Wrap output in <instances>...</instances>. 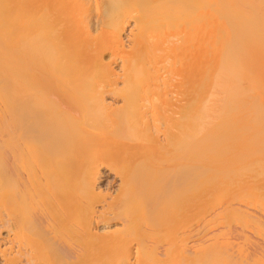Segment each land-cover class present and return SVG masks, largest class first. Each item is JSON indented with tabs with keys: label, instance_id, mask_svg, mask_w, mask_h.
Instances as JSON below:
<instances>
[{
	"label": "bare ground",
	"instance_id": "6f19581e",
	"mask_svg": "<svg viewBox=\"0 0 264 264\" xmlns=\"http://www.w3.org/2000/svg\"><path fill=\"white\" fill-rule=\"evenodd\" d=\"M227 218L264 230V0H0L3 264L204 257Z\"/></svg>",
	"mask_w": 264,
	"mask_h": 264
},
{
	"label": "rangeland",
	"instance_id": "374dc122",
	"mask_svg": "<svg viewBox=\"0 0 264 264\" xmlns=\"http://www.w3.org/2000/svg\"><path fill=\"white\" fill-rule=\"evenodd\" d=\"M16 1V0H15ZM13 2V1H12ZM129 28H131V27H127L126 28V30L124 31V36L123 37H125L124 38V40H126L127 39V37H126V35H128L129 33ZM126 34V35H125ZM127 42V41H126ZM126 49H127V47H126ZM107 54V53H106ZM107 55H106V60H107ZM119 60V59H118ZM121 61L119 60L118 62L116 61V63H114L113 65L114 66H116L117 68V70L116 71H118V69H119V65L117 64V63H119V64H121L120 63ZM113 66V67H114ZM169 84H170V82H169ZM172 85H169V86H167V87H170V88H173V87H171ZM170 88H168V90L170 89ZM172 90H174V89H171L170 91H172ZM177 90V89H176ZM173 92V91H172ZM175 92V91H174ZM177 93H178V91H177ZM180 93V92H179ZM172 93L170 92V95H171ZM174 94V97H172V99L173 98H175L176 97V92L175 93H173ZM173 94L171 95V96H173ZM179 95V94H178ZM170 96V97H171ZM178 97V96H177ZM171 99V100H172ZM176 100V99H175ZM175 100L173 99L172 101L173 102H175ZM176 104H177V101H176ZM172 112V111H171ZM104 163H102V165H99V167H100V180H99V185H100V188H101V190L103 191H100V192H102V193H104V194H107L108 196H110V194H113L114 195V189L115 188H117V185H118V176H116V174H115V176H114V173L116 172H114V169H112V167H108L107 168V166H105L106 165V163H105V165H103ZM108 165V164H107ZM109 169H112L111 171L109 170ZM105 187H106V189H105ZM104 188V189H103ZM218 188V187H217ZM216 189V188H215ZM116 190V189H115ZM109 191V192H108ZM98 192H99V189H98ZM106 192H108V193H106ZM175 196V195H174ZM172 197V195H171V201L169 202V199H168V205H167V208L169 207L170 209V214L172 215V214H174V207H175V205H176V207H179L180 205H179V203H178V201H179V199L178 198H176V197ZM223 196V195H222ZM218 196V198H217V196H216V198H215V194L213 195V196H207V195H205V196H203V197H201V200H200V202H199V204H202V205H200V207L202 208V207H204V209L203 210H205V208L207 209L208 208V206H210V205H212L213 204V206H217V207H221V205L225 208V205H227L228 204V206H231L233 203L232 202H235V204L234 205H232V206H242L241 207V209H240V206L238 207L240 210H242V208L244 209V208H246V206H248V205H250V204H253V203H250L249 201H254L253 200V198H252V196H250V195H244L243 197L242 196H240V195H238V196H234V195H231L230 197L228 196H226L229 200H225V197L223 196ZM234 196V197H233ZM247 196V197H246ZM250 196V197H249ZM222 197V198H221ZM237 197V198H236ZM241 197L244 199H242L243 201H245V203L243 202V201H241ZM101 197H99V199H100ZM103 198V197H102ZM226 198V199H227ZM251 198V199H250ZM99 199H98V201H99ZM174 199V200H173ZM178 199V200H177ZM231 199H232V201H231ZM249 199V200H248ZM102 200V199H101ZM99 201L100 203H98V206H100L101 204H102V201ZM225 200V201H224ZM209 201H213V203L211 204V202L209 203ZM217 201V202H216ZM223 201V203L221 204V202ZM228 201H229V203H228ZM241 201V202H240ZM176 202L178 203V205L176 204ZM182 202H184V201H182ZM189 202H190V204H189ZM188 203L187 202H185L184 204H182V205H184L183 206V208L186 206V208L187 207H189V209L187 210V209H185V210H187V211H189L190 210V212H189V214H191V213H193L194 211L193 210H195L194 209V207H196V205H195V203H196V201H189ZM191 202H192V205H191ZM207 202V203H206ZM218 202H220V203H218ZM227 202V203H226ZM170 203L173 205V208L170 206ZM194 203V204H193ZM237 203V204H236ZM240 203V204H239ZM249 203V204H248ZM100 204V205H99ZM220 204V205H219ZM245 204V205H244ZM195 205V206H194ZM199 206V205H198ZM198 206L196 207V210H199L200 209V207L198 208ZM252 206H255V205H252ZM191 207V208H190ZM193 207V208H192ZM212 206H210V208H211ZM198 208V209H197ZM218 208V209H219ZM230 208H234V209H237V208H235V207H230ZM209 209V208H208ZM207 209V210H208ZM221 209H222V207H221ZM246 209H248V207L246 208ZM220 210V209H219ZM176 212L178 211V210H175ZM178 213V212H177ZM169 214V215H170ZM195 214V213H194ZM178 215V214H177ZM192 215V214H191ZM174 216H176V215H174ZM169 217H171V216H169ZM227 220V221H226ZM244 220V219H243ZM145 221V219H143L141 222H144ZM249 221V220H248ZM248 221L246 220V221H242V219L240 220L239 218L237 219V218H232V219H229V218H227V219H225V222H224V220H222L221 222L220 221H218L219 223L217 224V225H215V230H216V228H217V231H219L221 234H224V238H227V239H224L223 237H222V241H221V239H220V242L219 243H217L216 244V246H215V248H212L213 250L211 251H208V254L207 253H203V254H205L204 255V257H203V255H202V253L200 254L201 255V257L200 256H195L194 257V259H193V257L192 258H186L185 257V260L184 259H182V256H181V258H180V256H179V258L176 256V254L174 255H171V258H170V260L171 261H169V259H167L168 261L167 262H165V263H162V264H263V262H264V259H261L259 256V258L261 259V260H263V261H260V259L256 256H254L256 259H254L253 258V256H252V253H251V249H252V247H255V243H254V241L256 242H260L261 243V241L264 243V230L261 232V231H259L258 232V226H260V224L257 226V224H256V226H255V228H253V227H251V225L252 224H250V222L248 223ZM146 222V221H145ZM244 223V224H242V223ZM252 222V221H251ZM221 223V224H220ZM224 223V224H223ZM252 223H254V222H252ZM256 223V222H255ZM254 223V224H255ZM235 224V225H234ZM246 224V226H244ZM250 224V225H249ZM254 224H253V226H254ZM119 226V225H118ZM172 226V225H171ZM173 226H176L175 228H174V230L175 229H177V230H179L180 229V227H179V224H175V225H173ZM219 226V227H218ZM244 226V227H243ZM249 226V227H248ZM244 229H243V228ZM256 227H258V228H256ZM113 228H114V226H113ZM112 228V229H113ZM240 228V229H239ZM241 228H242V230H241ZM253 228V229H252ZM99 229V230H98ZM102 229H104V228H102V226H101V224H96V228H95V225H94V230H97V231H103ZM111 229V228H110ZM222 229V230H221ZM235 229V231H233ZM254 229H256V230H254ZM263 229V228H262ZM260 230H261V227H260ZM105 231V230H104ZM176 231V230H175ZM231 231V233H233L234 232V234L237 232V231H239L240 233V237L238 236V237H235V239L232 237L231 238V233H229ZM251 233H250V232ZM254 231V232H253ZM225 232V233H224ZM243 232V233H242ZM172 233H173V231H172ZM228 233V234H227ZM262 233H263V235H262ZM231 234V235H230ZM4 235H5V229L4 228H0V237H4ZM260 236H261V238H260ZM258 237V238H257ZM229 238H230V240H229ZM239 238V239H238ZM232 239V240H231ZM247 241H246V240ZM249 239V240H248ZM224 240H226V241H224ZM236 240V241H235ZM254 240V241H253ZM230 241H231V243H230ZM252 241V242H251ZM135 242H137V240L135 241ZM134 242V243H135ZM138 242H140V240L138 239ZM137 242V243H138ZM223 243V244H222ZM227 243V244H226ZM250 243V244H249ZM254 243V244H253ZM259 243V244H260ZM258 244V243H257ZM256 244V245H257ZM262 244V243H261ZM221 245V246H220ZM231 245V246H230ZM4 241H2V240H0V250L1 249H3L4 248ZM220 248H219V247ZM249 246H250V248H249ZM262 246H264V244L262 245ZM248 249H250V251L248 252ZM134 250L136 251V247L134 248ZM54 251V250H53ZM94 251V250H93ZM97 251V250H96ZM96 251H94V253L96 254H92L91 252H92V250H89V253H87V254H90L91 253V255L93 256V255H95V257L93 256V259H91V257L89 258L90 259V261H87L88 260V258H87V254H85L84 255V260L87 258V260H83V258H82V260L81 261H76V262H72L73 264H102V262L100 261L101 259H102V254H103V252L102 251H97V253H96ZM216 251V252H215ZM46 253L48 252V251H45ZM99 253H101V257H99ZM211 253V254H210ZM247 253H249V254H247ZM49 255L48 256H50V255H52V254H54V253H52V254H50V252L48 253ZM212 254H214V255H212ZM40 255H43V253L42 254H40ZM40 255L38 256V258L40 257ZM46 255L47 254H45V257H43V258H41V259H38L37 257H36V259L35 260H37V262H39V260H40V262L38 263V264H40L42 261H43V259H45V261L48 259V257H47V259H46ZM179 255V254H178ZM211 255H212V257H211ZM248 255H250V256H248ZM54 256L57 258V256L54 254ZM98 256V257H97ZM136 255L134 254V257H135ZM174 256V257H173ZM176 256V257H175ZM214 256V257H213ZM52 257H53V255H52ZM121 257V256H120ZM122 257H124V256H122ZM122 257L121 258H118V260H116V262L114 263V264H136L135 263V258H133V257H131V258H129V257H127V259H126V257H124L123 259L124 260H126L125 262H124V260L122 259ZM209 257V258H208ZM248 257V258H247ZM253 259H252V258ZM50 259H51V257H49ZM55 258V259H56ZM94 258H97V260L96 259H94ZM99 258V259H98ZM132 258H133V261H132ZM183 258H184V256H183ZM54 259V260H55ZM123 260V261H121L120 262V260ZM35 260H34V262H35ZM53 259H52V261H54ZM128 260V261H127ZM130 260V261H129ZM51 260H49V262H52ZM59 261V260H58ZM37 262L35 263V264H37ZM55 262H57L56 260L53 262L54 264H55ZM146 262V261H145ZM169 262V263H168ZM4 263V258L1 256V253H0V264H3ZM43 263H45V262H42V264ZM72 264L71 263V261H69L67 264ZM46 264H47V262H46ZM49 264H52V263H49ZM57 264V263H56ZM139 264H150L149 263V261L147 262V263H144V262H142V263H139ZM151 264H154L152 261H151ZM156 264H158V263H156ZM159 264H161V263H159Z\"/></svg>",
	"mask_w": 264,
	"mask_h": 264
}]
</instances>
